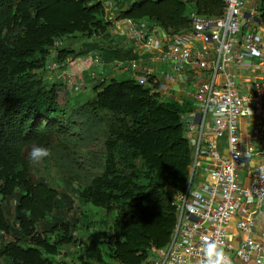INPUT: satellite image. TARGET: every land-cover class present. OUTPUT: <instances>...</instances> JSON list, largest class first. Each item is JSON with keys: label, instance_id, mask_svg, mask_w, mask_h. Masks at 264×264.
Listing matches in <instances>:
<instances>
[{"label": "trees", "instance_id": "1", "mask_svg": "<svg viewBox=\"0 0 264 264\" xmlns=\"http://www.w3.org/2000/svg\"><path fill=\"white\" fill-rule=\"evenodd\" d=\"M253 1L264 28V0ZM111 2L120 0H0L2 264H148L170 245L174 199L192 180V103L164 100L157 82L144 87L121 75L103 77L93 97L71 109L59 103L47 68L52 50L57 65L90 53L109 66L138 58L132 43H116L110 33ZM126 2L117 21L147 20L172 35L191 30L192 13L224 12L223 0ZM77 35L78 52L55 46ZM98 142L101 150H89ZM33 145L51 150L46 163L81 179L79 202L91 212L74 214L70 198L36 177L28 162ZM70 246L77 252L69 260Z\"/></svg>", "mask_w": 264, "mask_h": 264}, {"label": "built area", "instance_id": "2", "mask_svg": "<svg viewBox=\"0 0 264 264\" xmlns=\"http://www.w3.org/2000/svg\"><path fill=\"white\" fill-rule=\"evenodd\" d=\"M223 1L220 17L192 13L191 30L184 34L166 33L147 20H122L129 26L127 36L136 43L138 58L112 65L141 86L157 82L164 100L192 103L194 112L188 119L193 120L187 126L195 145L192 179L197 168L208 171L201 188L192 192L191 180L186 192L175 197L177 223L170 245L156 250L150 264H204V236L219 242L226 253L232 251L243 264H264V231L260 239L253 236L264 202V29H253L259 25L257 8L251 7L246 15L248 0ZM83 59L105 66L92 53ZM243 69L249 72L248 82ZM68 82L75 91L83 86L76 80ZM185 90L187 95H182ZM243 121L255 126L246 140ZM224 140L228 158L221 146ZM252 160L257 163L244 184L239 170ZM243 203L255 209L236 222L243 237L234 246L229 226Z\"/></svg>", "mask_w": 264, "mask_h": 264}, {"label": "rangeland", "instance_id": "3", "mask_svg": "<svg viewBox=\"0 0 264 264\" xmlns=\"http://www.w3.org/2000/svg\"><path fill=\"white\" fill-rule=\"evenodd\" d=\"M251 2H253V0H250V3ZM127 6L128 3L126 0H120L119 3L111 2L107 4L108 8L106 11L108 18H112L110 33L114 36L116 43L120 42V44H123L126 47L128 44L131 45L133 42L131 41L130 37L127 36L129 26H127V24H125L123 21H117L116 19L119 16L118 10H120V8H126ZM255 23L259 24L258 17L255 18ZM81 44L82 41L80 40L79 35H77L75 37L57 40L55 46L58 48L71 46L75 51L78 52L81 48ZM136 48L138 49V47ZM56 55L57 52L52 50L47 62V68L51 70L50 80L51 82L57 84L59 88V103L62 106H69L71 109L80 107L81 105L85 104L90 97H93L94 93L92 88L99 84L103 77L106 76L112 78L113 76L117 77L120 74V71L116 70L114 65L109 66L105 64V66L101 67L96 66V64L89 65L82 57L71 56L67 59L65 65H57L58 63L56 62ZM68 80L72 82L75 80L77 82H83L81 90L75 91L74 88L70 86L71 83H69ZM101 149V142L91 145L89 148L91 151H97ZM54 155L57 157L56 154ZM51 158L52 155L39 163H33L28 155L29 165L31 170L35 172L36 177L45 179L48 184L57 190L60 195H65L70 198L74 214L91 212L90 208L81 205L79 202L78 193L81 189V179L76 176L72 177V175L67 173L65 170L58 168L55 162L46 163L47 160L49 161ZM9 208L11 212H13V201L10 203ZM98 219L99 218H95L96 221H98ZM79 236L82 238L81 233H79ZM67 252L70 254L68 257L70 260L72 255H74L77 251L75 247L70 246L67 247ZM150 260L148 264H150Z\"/></svg>", "mask_w": 264, "mask_h": 264}, {"label": "crops", "instance_id": "4", "mask_svg": "<svg viewBox=\"0 0 264 264\" xmlns=\"http://www.w3.org/2000/svg\"><path fill=\"white\" fill-rule=\"evenodd\" d=\"M254 2V1H253ZM253 2L250 3V0L247 2V7L246 10L248 11V9H250L251 7L255 6V3L252 4ZM251 5V6H250ZM259 25H255L253 29L259 30V28H257ZM264 29V28H263ZM104 63V62H103ZM243 78L245 82H248L247 79L249 78L250 75H248L247 73H249L248 71H246L245 69H243ZM121 75H127L128 74H124V73H120L119 76ZM186 91V90H185ZM182 92V95H187V91L186 92ZM181 93V92H180ZM254 124L253 123H247V122H242L241 123V130H242V134H243V138L244 140L249 139L253 129H254ZM188 137L191 139L192 137H194L192 134H188ZM226 141L224 140V142L221 143V146H223V152L226 146ZM194 145V142H193ZM195 146V145H194ZM256 160H252L251 162H248L247 164H245L244 166H242V168H240L239 170V174H240V178L241 181L245 183L247 176H248V172L249 170L254 167L256 165ZM193 170V169H192ZM207 168H197L194 174V178L192 179V186H191V191L194 192L196 190H198L199 188H201V186L206 182L207 180ZM255 209L254 206H248L245 203L242 204L241 209L239 210L238 214L233 218L230 226H229V234H230V242L234 245V246H238L240 239L243 237V233H240L237 228H236V222L242 217V215H244L245 213H247V211H253ZM256 226L254 228V232H253V236L256 239H260V234L264 231V202L261 206V208L258 210V214L256 215ZM245 235V234H244ZM231 260H232V264H243L242 261L239 260V258H237V256L234 255V253L232 251L227 253ZM155 256V255H154ZM154 256L151 258V260L154 258ZM150 260V261H151Z\"/></svg>", "mask_w": 264, "mask_h": 264}, {"label": "clouds", "instance_id": "5", "mask_svg": "<svg viewBox=\"0 0 264 264\" xmlns=\"http://www.w3.org/2000/svg\"><path fill=\"white\" fill-rule=\"evenodd\" d=\"M50 155L51 150L43 146L33 145L29 152V158L33 163H39ZM202 242L201 250L204 255V264H232L230 256L219 242L210 236L202 237Z\"/></svg>", "mask_w": 264, "mask_h": 264}, {"label": "water", "instance_id": "6", "mask_svg": "<svg viewBox=\"0 0 264 264\" xmlns=\"http://www.w3.org/2000/svg\"><path fill=\"white\" fill-rule=\"evenodd\" d=\"M249 11H246V15H248ZM193 119H188L187 123L189 124ZM224 155L226 156V158H228L229 155V145L226 144L225 149H224Z\"/></svg>", "mask_w": 264, "mask_h": 264}]
</instances>
